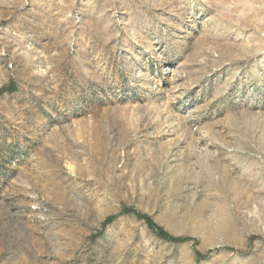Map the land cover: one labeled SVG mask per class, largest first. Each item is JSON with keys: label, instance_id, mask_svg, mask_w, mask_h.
<instances>
[{"label": "rangeland", "instance_id": "1", "mask_svg": "<svg viewBox=\"0 0 264 264\" xmlns=\"http://www.w3.org/2000/svg\"><path fill=\"white\" fill-rule=\"evenodd\" d=\"M0 264H264V0H0Z\"/></svg>", "mask_w": 264, "mask_h": 264}, {"label": "trees", "instance_id": "2", "mask_svg": "<svg viewBox=\"0 0 264 264\" xmlns=\"http://www.w3.org/2000/svg\"><path fill=\"white\" fill-rule=\"evenodd\" d=\"M10 87H8V90H11L9 89ZM124 213H132L134 214L137 218L143 220L148 226H150L151 228L154 229V231L156 232V234L165 239V240H168V241H171V242H181V239H175V238H172L170 237L165 231H163L161 228L157 227L152 219L150 217H148L147 215H142V214H139L133 210H130V209H126L123 211ZM112 220V218H108L104 221L103 225H106L108 224L110 221ZM197 258L200 259L201 257L199 255H197Z\"/></svg>", "mask_w": 264, "mask_h": 264}, {"label": "bare ground", "instance_id": "3", "mask_svg": "<svg viewBox=\"0 0 264 264\" xmlns=\"http://www.w3.org/2000/svg\"><path fill=\"white\" fill-rule=\"evenodd\" d=\"M167 71H169V70L167 69Z\"/></svg>", "mask_w": 264, "mask_h": 264}]
</instances>
